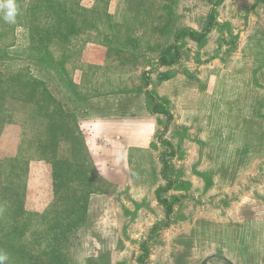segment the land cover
Returning <instances> with one entry per match:
<instances>
[{"label": "rangeland", "instance_id": "374dc122", "mask_svg": "<svg viewBox=\"0 0 264 264\" xmlns=\"http://www.w3.org/2000/svg\"><path fill=\"white\" fill-rule=\"evenodd\" d=\"M14 2L15 23L0 7V232L24 242L0 240L4 264H97L105 236L126 247L116 264L145 262L164 238L202 254L227 238L232 259L250 258L264 211V0ZM84 201L75 233L47 250Z\"/></svg>", "mask_w": 264, "mask_h": 264}, {"label": "crops", "instance_id": "0c3cea01", "mask_svg": "<svg viewBox=\"0 0 264 264\" xmlns=\"http://www.w3.org/2000/svg\"><path fill=\"white\" fill-rule=\"evenodd\" d=\"M254 225L255 244L252 248V254L249 255L250 258L242 260L232 259L228 254L227 238H222V244H214L213 246L215 247L212 251L203 254L201 251L203 247L198 242H175L173 240L167 241L164 238L165 241L160 245L158 251H154V247H150L149 255L145 259L144 264H262L261 261H263L262 257L264 255V211L258 215ZM226 227L227 229H225L224 233L228 235V226ZM192 230H196V228H192ZM107 232L109 233L110 231ZM116 239L118 240L119 237H116ZM102 245L105 247V250H108L106 252L109 255L105 259H101L97 255L93 261H96L97 264H116L118 261L122 262L121 260L125 257L124 254H126V247L117 248L119 243L117 241L112 242L110 236H105V239L102 240ZM136 258L134 257V260H132L133 263H135Z\"/></svg>", "mask_w": 264, "mask_h": 264}, {"label": "trees", "instance_id": "16d2710c", "mask_svg": "<svg viewBox=\"0 0 264 264\" xmlns=\"http://www.w3.org/2000/svg\"><path fill=\"white\" fill-rule=\"evenodd\" d=\"M45 2L47 1V0H44ZM1 5V4H0ZM211 14V13H210ZM208 23H207V25H206V29L205 30H207L208 29ZM45 30V29H44ZM188 34L190 35V36H196V34L193 32H188ZM175 58L176 57H174V58H172L171 60L170 59H167V58H165V57H162L161 58V63L162 64H170V63H172V61H174L175 60ZM28 95V94H27ZM23 98V97H22ZM27 98H29V97H27ZM19 99H20V97H19ZM167 168H169V165L166 163V162H164V169H163V176H164V178L167 180V185H166V187L165 188H163V189H161V188H158L157 189V192H156V199H157V201L160 203V204H162V206L164 207V211H165V216H166V218H168V216L170 215V213H171V211H172V202H170L167 198H165V197H161L160 196V194H159V192L160 191H167L170 187H171V180H170V177H168V175L167 174H165V172H166V170L165 169H167ZM59 200V199H58ZM59 202L61 203V204H63L64 203V201L63 200H59ZM6 206V205H5ZM5 206H3V202L1 203V206H0V211L2 210V213H1V215H2V218L0 219V227H2V228H4L5 226H8V221H7V215H5V214H7V213H11V212H6L5 211V209H4V207ZM80 208H81V214L78 216V217H76L75 219H74V217L73 218H70V217H65L66 218V222H64V219H63V226H64V229H62L60 232H57L56 234H50V235H48L47 236V242H46V248H47V250H49V251H53V252H55L56 251V249H57V247L54 245V241H55V238L56 237H59L58 238V240L60 239V240H62V239H64V235H66V236H70V234H73V233H75V231H73V232H68L67 234H66V232H67V229L69 230L71 227H73V226H76L79 222H80V224H81V221L83 220V218H84V213H85V208H86V201H84V202H82L81 204H80ZM9 216V215H8ZM10 224H11V222H12V220H11V218H10ZM167 222H168V220L166 221V223L164 224V225H167ZM79 224V225H80ZM10 227V226H9ZM32 234V233H31ZM34 234V233H33ZM75 235V234H74ZM66 236H65V238H66ZM20 237H21V235H20V232H19V230H18V228L17 229H15L13 232H10V236H9V233H2V232H0V240L1 239H5V238H7L10 242H11V240L12 241H14L15 243H12L11 245H10V247H11V249L13 250H21L22 249V244H21V242H24V241H21V239H20ZM18 240H20L19 242H18ZM56 248V249H55ZM142 249H143V247H142ZM147 254V252H145L144 253V255H140V257L138 258V260H139V264H142L143 262H144V258L147 256L146 255ZM18 262L20 261L19 259L17 260ZM22 261V260H21ZM20 261V262H21ZM49 261V260H48ZM48 261H45L46 263H48L49 264V262ZM30 264H34V263H30Z\"/></svg>", "mask_w": 264, "mask_h": 264}, {"label": "clouds", "instance_id": "9594fccd", "mask_svg": "<svg viewBox=\"0 0 264 264\" xmlns=\"http://www.w3.org/2000/svg\"><path fill=\"white\" fill-rule=\"evenodd\" d=\"M0 7H3L4 11V20L8 23H15L16 15L18 14V7L15 4L14 0H5V3L3 5H0ZM8 259L7 255L4 253H0V264H4V262Z\"/></svg>", "mask_w": 264, "mask_h": 264}]
</instances>
